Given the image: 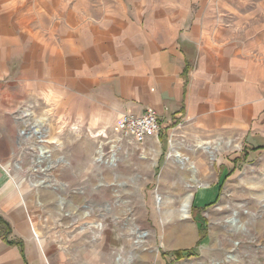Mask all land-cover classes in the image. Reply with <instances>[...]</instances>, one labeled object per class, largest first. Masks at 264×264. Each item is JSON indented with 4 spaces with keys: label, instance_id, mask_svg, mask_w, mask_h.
Instances as JSON below:
<instances>
[{
    "label": "crops",
    "instance_id": "1",
    "mask_svg": "<svg viewBox=\"0 0 264 264\" xmlns=\"http://www.w3.org/2000/svg\"><path fill=\"white\" fill-rule=\"evenodd\" d=\"M194 3L0 0V218L7 223L0 264H51L3 164L38 101L90 127L152 109L162 129L184 123L186 131L236 139L240 155L215 157L214 197L230 167L264 150V0L252 9L238 1L236 17L221 22L191 13L208 4ZM206 145L188 149L186 160L205 168L197 149L210 151ZM201 194L200 201L208 192Z\"/></svg>",
    "mask_w": 264,
    "mask_h": 264
},
{
    "label": "rangeland",
    "instance_id": "2",
    "mask_svg": "<svg viewBox=\"0 0 264 264\" xmlns=\"http://www.w3.org/2000/svg\"><path fill=\"white\" fill-rule=\"evenodd\" d=\"M200 1L207 6L191 13L221 22L236 17L242 0H196L193 6ZM254 1L246 0V8ZM29 109L3 164L51 264H264V150L230 167L214 197L211 183L221 163L215 157L240 155L236 139L200 135L180 123L141 145L123 141L112 148L111 123L90 127L43 100ZM21 110L29 113L28 106ZM200 142L210 148L197 149L205 168L186 160L185 152ZM172 181L180 186L169 188ZM185 192L189 214L180 218ZM194 246L196 255L175 259L171 253Z\"/></svg>",
    "mask_w": 264,
    "mask_h": 264
},
{
    "label": "built area",
    "instance_id": "3",
    "mask_svg": "<svg viewBox=\"0 0 264 264\" xmlns=\"http://www.w3.org/2000/svg\"><path fill=\"white\" fill-rule=\"evenodd\" d=\"M179 124L177 123L173 128H177ZM111 128L115 135L112 148H115L117 143H122L123 141L141 145L148 138L157 137L159 131L162 130L152 109L145 110L140 114L121 113ZM113 151L115 149H111V152Z\"/></svg>",
    "mask_w": 264,
    "mask_h": 264
},
{
    "label": "bare ground",
    "instance_id": "4",
    "mask_svg": "<svg viewBox=\"0 0 264 264\" xmlns=\"http://www.w3.org/2000/svg\"><path fill=\"white\" fill-rule=\"evenodd\" d=\"M35 132L39 131V125H35V130H33ZM40 132V131H39ZM198 146L206 148L207 145L205 143L200 142L198 144ZM46 151H44L43 149L40 150V154L43 155ZM98 155L99 157L102 155V153L100 151H98ZM176 156L180 157L179 154H177ZM191 169H193V166H190ZM157 203H160V197H156ZM189 201H190V195H186L182 200H181V205L180 207H178V215L180 218H187L188 217V208H189ZM177 202V201H176ZM174 206V205H173ZM175 207H173V211L176 213V210H174ZM171 215V214H170ZM190 229L188 228V231ZM190 234V231H189ZM189 239V238H188Z\"/></svg>",
    "mask_w": 264,
    "mask_h": 264
},
{
    "label": "trees",
    "instance_id": "5",
    "mask_svg": "<svg viewBox=\"0 0 264 264\" xmlns=\"http://www.w3.org/2000/svg\"><path fill=\"white\" fill-rule=\"evenodd\" d=\"M172 125H169L168 127H171ZM264 147V145H263ZM262 147V148H263ZM254 149H257L258 147H253ZM194 208H197L196 206H193ZM5 221L3 219L0 218V224L4 223ZM5 225H7V223L5 222ZM197 246H194L193 248L190 249H176V250H172L171 253L173 254L175 259H180L183 257H189L192 255H196L197 254V250H196Z\"/></svg>",
    "mask_w": 264,
    "mask_h": 264
}]
</instances>
